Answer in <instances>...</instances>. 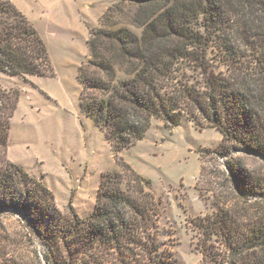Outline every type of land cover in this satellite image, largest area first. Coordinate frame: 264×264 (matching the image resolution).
Segmentation results:
<instances>
[{
	"label": "trees",
	"instance_id": "1",
	"mask_svg": "<svg viewBox=\"0 0 264 264\" xmlns=\"http://www.w3.org/2000/svg\"><path fill=\"white\" fill-rule=\"evenodd\" d=\"M125 10L139 36L125 26L107 28L106 20ZM101 23L78 70L80 106L115 149L141 139L151 119L215 128L235 192L264 199V179L254 181L230 154L264 159V0H120ZM0 72L54 75L40 33L11 0H0ZM18 97L0 85V218L19 216L22 252L34 258L0 243V264H167L152 232L158 208L149 180L132 171L125 187L120 173L102 174L93 212L83 219L72 208L61 212L49 188L9 160ZM203 220L205 232L234 228L224 215ZM247 243L264 250V222ZM246 260L264 264V253Z\"/></svg>",
	"mask_w": 264,
	"mask_h": 264
},
{
	"label": "rangeland",
	"instance_id": "2",
	"mask_svg": "<svg viewBox=\"0 0 264 264\" xmlns=\"http://www.w3.org/2000/svg\"><path fill=\"white\" fill-rule=\"evenodd\" d=\"M11 1L40 33L54 75L0 72V85L19 94L9 160L49 188L61 212L72 208L83 219L93 212L102 174L120 173L125 187L132 171L149 180L147 189L158 208L152 232L167 264H245L263 255L247 240L251 229L264 222V199L235 192L224 166L228 158L218 153L226 143L215 128L187 120L171 127L151 119L141 139L116 150L82 111L78 70L88 58L87 40L92 29L103 26L108 7L120 0ZM129 21L125 10L106 23L108 29L125 26L139 36L141 30ZM230 154L254 181H263L264 159L235 149ZM218 214L233 222L229 234L218 226L205 232L203 219ZM18 217L0 218V243L32 261L33 253L22 252Z\"/></svg>",
	"mask_w": 264,
	"mask_h": 264
},
{
	"label": "water",
	"instance_id": "3",
	"mask_svg": "<svg viewBox=\"0 0 264 264\" xmlns=\"http://www.w3.org/2000/svg\"><path fill=\"white\" fill-rule=\"evenodd\" d=\"M12 216H17L16 214H11ZM21 222L24 226V228L29 232L30 235L34 236V233L30 230L29 226L27 225L26 221L21 218ZM38 246H39V243H38Z\"/></svg>",
	"mask_w": 264,
	"mask_h": 264
}]
</instances>
